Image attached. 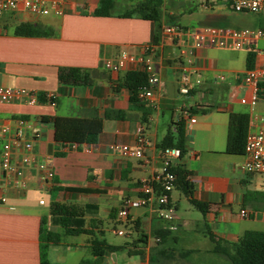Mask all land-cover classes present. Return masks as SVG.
Wrapping results in <instances>:
<instances>
[{"label":"crops","instance_id":"obj_1","mask_svg":"<svg viewBox=\"0 0 264 264\" xmlns=\"http://www.w3.org/2000/svg\"><path fill=\"white\" fill-rule=\"evenodd\" d=\"M142 1L112 0L105 13L101 0H64L61 15L52 13L35 21L22 13L0 18V87L23 88L38 97L49 96L34 105L0 102V124L12 127L19 118L33 121L34 130L39 133L34 154L53 172L51 183L44 184L34 167H27L21 175L25 188H0V197L5 198L0 204V264H40L42 220L43 229L60 237L58 245L47 250L48 262L79 264L91 260L90 240H105L104 226L111 221L123 223L116 213L122 202H134L140 196L139 182L158 172L162 157L158 144L168 130L173 131L175 124L183 120V106L189 108L195 123L188 125L183 120L185 153L173 166L189 173L193 199L203 203L206 210L202 213L193 207L175 187L170 202L176 210L179 238L156 244L154 238L163 223L154 208L131 206L124 223L133 228L136 224L139 234L135 244L126 247L127 255L140 256L138 264H179L176 257L186 259L195 254L215 256L224 264L223 259L229 260L223 252L230 254L243 232L253 230L256 221L264 222V174L245 172L244 154L226 152L231 114L247 115L248 131L264 129V122L257 119L264 117V100L253 105L239 102L248 95L241 78L247 70L249 52L255 53L254 68L264 72V53L259 55L254 47L257 40L240 49H195L192 60L203 81L184 98L178 94L177 84L181 64L173 59L172 50L191 48V38L188 32H182L172 42L161 45L154 22L141 19L137 12L123 17ZM221 3L225 2H212L214 7ZM258 15L262 18L258 27L264 28V13ZM21 23L33 24L39 33L15 35L14 29ZM150 44L155 46L152 69L160 85L150 100L141 99V104L132 105L130 92L115 84L126 71L143 72L141 64L131 62L126 70L111 73L102 68V62L115 59L122 51L140 55L143 47ZM62 67L97 70L103 76L90 85L69 86L58 78V69ZM260 86L264 89V79ZM112 112H123L124 118L107 117ZM57 118L101 120L97 142L83 145L91 146L89 152L83 146L69 149L55 141ZM139 127L146 139L143 153L150 160L148 166L110 150L115 143L136 146ZM52 202L95 208L85 216V227L93 236H69L62 228L51 226L48 216ZM242 209L252 216L239 219ZM119 230L114 228L113 232L117 234ZM141 234L144 237L140 239ZM120 251L112 253L115 260L111 254L105 256V264H118ZM160 251L167 254L160 256ZM104 258L99 264H104Z\"/></svg>","mask_w":264,"mask_h":264},{"label":"built area","instance_id":"obj_2","mask_svg":"<svg viewBox=\"0 0 264 264\" xmlns=\"http://www.w3.org/2000/svg\"><path fill=\"white\" fill-rule=\"evenodd\" d=\"M64 0H0V18L6 14L22 13L35 21L40 17L50 14L61 15V4ZM214 0H210L213 2ZM234 13H264V0H223ZM208 1L202 4L207 8ZM182 31L178 26L162 25L159 32V44L172 42L178 38ZM187 33V32H186ZM192 46L189 49L178 48L172 50V57L180 66L178 74V94L188 97L192 91L202 84V76L194 66L192 57L193 51L202 47L231 48L240 49L252 40H264V28L253 29H230L219 27H202L188 32ZM154 45H146L140 55H131L125 51L120 52L113 60H103L102 68L111 73H118L129 68L131 62L141 64L143 72L147 75L148 86L139 91V98L150 100L156 89L159 88V77L152 69V56ZM261 55V52L257 50ZM184 60V61H183ZM223 80V76H218ZM264 72L256 68L246 70L241 80L248 89V95L240 99L241 104H255L258 100H264V89L260 86L263 82ZM46 98H49L46 97ZM1 103H25L34 105L39 103V97L31 90L23 88L0 87ZM181 117L188 121V125L195 123V118L191 116L189 108H181ZM260 122H264V117H257ZM39 138V133L34 130V122L19 118L14 121L12 127L0 124V188L11 187L25 188L21 181V175L25 168L34 167L39 173V178L44 184H50L53 179L51 168L40 161L34 154V142ZM146 139L142 134V128H137L136 146L131 147L126 144H112L110 150L122 158H135L141 161L143 166H148L150 160L143 153V146ZM91 146H83L85 152H89ZM69 149H77L71 147ZM160 168L151 178L143 179L139 182L140 196L131 202L125 199L117 212L119 221H126L129 218L131 206L154 208L158 219L163 223L161 231L155 236L156 244L166 240L178 241L179 225L174 206L170 202V193L175 188L176 176L170 170L175 160L180 158L181 152L178 148H168L162 152ZM245 161L242 169L251 174H264V129L259 128L247 132L244 144ZM5 202L4 197H0V204ZM43 204V201H39ZM239 219H247L252 213L242 209L239 211ZM122 236L123 231L116 232Z\"/></svg>","mask_w":264,"mask_h":264},{"label":"trees","instance_id":"obj_3","mask_svg":"<svg viewBox=\"0 0 264 264\" xmlns=\"http://www.w3.org/2000/svg\"><path fill=\"white\" fill-rule=\"evenodd\" d=\"M164 0H143L123 17H129L133 12H137L138 16L143 20L152 21L156 25V34L158 35L162 25V4ZM112 5V0H101V10L107 11ZM102 14L101 12H99ZM106 13V12H105ZM39 32L33 24L21 23L14 29L17 36H35ZM157 35L154 41L157 40ZM255 53L249 52L246 56V69L254 68ZM59 80L69 86L90 85L95 78L103 76L97 70H83L73 67H62L58 69ZM117 87L125 88L130 92L131 104H141L138 96L142 88L148 86L147 75L140 71H126L121 79L116 81ZM46 100L44 95H40L39 101ZM109 118L122 119L123 112H112L107 115ZM249 118L247 115L231 114L229 116V127L227 137L226 152L230 154H244V144L248 132ZM55 141L63 147L77 149L85 144H95L102 130V122L100 119H54ZM158 148L162 153L168 148H178L181 152L180 158L185 153L184 148V122L180 120L175 124L174 130H168ZM170 170L175 174V187L188 199L189 203L201 211L206 210L203 203L193 199V184L189 178V173L180 166H171ZM79 192H87L85 190L76 189ZM92 206L77 204H67L60 202H52L49 207L48 223L53 227H60L64 233L69 236H78L81 234L91 235L92 232L85 227V216L90 213ZM117 213V212H116ZM116 213L111 214L114 219ZM44 220L41 222L40 228V264H60L50 263L47 260V250L50 246L58 245L59 234L53 231L43 229ZM134 229L137 231L138 226L135 224ZM143 234L139 236L141 239ZM90 252L93 257L91 260H82L79 264H99L103 258L109 254L126 249L127 245H111L104 239L94 237L90 240ZM160 256L167 254L166 251L158 252ZM224 256L229 260L230 264H264V231H245L240 236L238 243L232 248L231 253L223 252Z\"/></svg>","mask_w":264,"mask_h":264},{"label":"rangeland","instance_id":"obj_4","mask_svg":"<svg viewBox=\"0 0 264 264\" xmlns=\"http://www.w3.org/2000/svg\"><path fill=\"white\" fill-rule=\"evenodd\" d=\"M208 1L207 8H203L202 4ZM162 25H174L178 26L179 29L185 33L191 30L199 29L202 27H219V28H230L235 30H240L244 28L253 29L257 28L261 16L258 14L248 13H234L225 3L219 4L214 7L210 0H164L162 4ZM255 49L264 53V40H257L254 44ZM168 54V53H166ZM184 61V60H183ZM47 205H48V200ZM84 201L92 200L85 199ZM264 205V202H263ZM134 211L132 210V213ZM104 226V238L105 240L114 245H127L132 247V244L137 238L138 232L130 227L126 223H113ZM253 231H264V222L256 221L252 225ZM114 228L121 229L124 235L119 236L115 234ZM135 244V243H134ZM127 250L124 249L119 252V262L118 264L125 263L126 261L133 264H138L140 261V256L138 255H127ZM200 256V257H198ZM179 264H222L218 261L215 256H205V255H190V257L183 259L179 256L176 257ZM224 260V264H229L228 261Z\"/></svg>","mask_w":264,"mask_h":264},{"label":"water","instance_id":"obj_5","mask_svg":"<svg viewBox=\"0 0 264 264\" xmlns=\"http://www.w3.org/2000/svg\"><path fill=\"white\" fill-rule=\"evenodd\" d=\"M111 258H112L113 260H115V255H114V254H111ZM105 261H106V258H104V264H105Z\"/></svg>","mask_w":264,"mask_h":264}]
</instances>
